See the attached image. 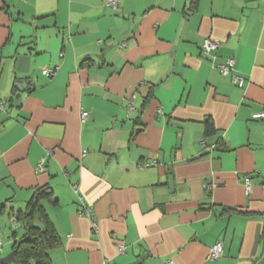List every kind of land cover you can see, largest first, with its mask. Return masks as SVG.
Instances as JSON below:
<instances>
[{"label":"crops","instance_id":"obj_1","mask_svg":"<svg viewBox=\"0 0 264 264\" xmlns=\"http://www.w3.org/2000/svg\"><path fill=\"white\" fill-rule=\"evenodd\" d=\"M107 3L0 0V259L45 189L50 264H264V0Z\"/></svg>","mask_w":264,"mask_h":264},{"label":"trees","instance_id":"obj_2","mask_svg":"<svg viewBox=\"0 0 264 264\" xmlns=\"http://www.w3.org/2000/svg\"><path fill=\"white\" fill-rule=\"evenodd\" d=\"M213 125L211 121L205 124V133L211 134L213 132ZM52 195L45 189H41L28 202V212L23 217H17V221L22 222V236L12 242V250H15V263L14 264H50L48 258V251L52 249L58 242L56 232L48 219L43 207L39 204L42 198H49ZM55 203V200L52 199ZM33 219L43 221L42 227L33 225ZM15 238V233H13ZM28 238L27 241L25 239Z\"/></svg>","mask_w":264,"mask_h":264},{"label":"built area","instance_id":"obj_3","mask_svg":"<svg viewBox=\"0 0 264 264\" xmlns=\"http://www.w3.org/2000/svg\"><path fill=\"white\" fill-rule=\"evenodd\" d=\"M107 5L111 7L112 9H115L118 5V0H108ZM219 44L220 43L218 40H213L209 38L204 39L201 45L202 55L205 58L214 59V56L211 54L212 52H215L219 48ZM216 68L218 69L221 75L230 77L231 83L233 85H235L238 88H241L243 86L244 80L242 77L236 74L235 68H234V61L232 59H227L224 64L216 65ZM54 73H55L54 68H45L42 70V74L46 76H52L54 75ZM4 106H5V103L0 99V111L1 112H4ZM131 110H132V107L129 106L127 111L130 112ZM88 116H89V113L87 111H81L80 112L81 122H84L88 118ZM263 118H264V109L260 113H256L252 115V119H263ZM43 162H44L43 158L39 159L35 172L43 171ZM147 166L149 165L145 164L142 167H147ZM244 185H245L246 191L248 192L251 186V181L249 179H244ZM206 187L207 189L210 188V186L208 185ZM79 214L83 216H88V217L91 216V212L85 208L81 209ZM1 250H2V241L0 239V252ZM117 251L118 253L123 254L125 252V245L121 242H118ZM222 252H223L222 243L216 242L212 246L208 247L207 259L211 261L217 260L222 256Z\"/></svg>","mask_w":264,"mask_h":264},{"label":"water","instance_id":"obj_4","mask_svg":"<svg viewBox=\"0 0 264 264\" xmlns=\"http://www.w3.org/2000/svg\"><path fill=\"white\" fill-rule=\"evenodd\" d=\"M23 83L21 81H18V83L16 84V87L19 88V86H22ZM28 238L25 239V241H27ZM15 250H12L8 255H6L5 257H2L0 259V264H14L15 263Z\"/></svg>","mask_w":264,"mask_h":264},{"label":"rangeland","instance_id":"obj_5","mask_svg":"<svg viewBox=\"0 0 264 264\" xmlns=\"http://www.w3.org/2000/svg\"><path fill=\"white\" fill-rule=\"evenodd\" d=\"M7 234L9 235L8 231L6 230L5 235H7ZM18 234H20V236H22V231L19 230V231H18ZM11 249H12V248H11V245H7V247H6V249H5L6 252H4V253H5V256L8 255V254L11 252Z\"/></svg>","mask_w":264,"mask_h":264}]
</instances>
